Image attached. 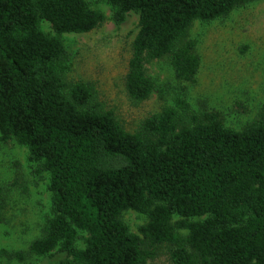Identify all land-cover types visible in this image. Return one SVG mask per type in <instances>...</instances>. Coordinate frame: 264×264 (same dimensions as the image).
I'll list each match as a JSON object with an SVG mask.
<instances>
[{
	"label": "trees",
	"instance_id": "16d2710c",
	"mask_svg": "<svg viewBox=\"0 0 264 264\" xmlns=\"http://www.w3.org/2000/svg\"><path fill=\"white\" fill-rule=\"evenodd\" d=\"M104 1L118 24L129 11L139 16L128 97L151 95L144 66L155 59L167 58L178 82L174 103L136 132L94 103L87 83L64 78L70 65L60 35L93 30L101 11L86 0H0V141L27 147L51 193L50 216L27 252L57 249V264H145L153 249L143 241L171 245L174 264H264V107L234 130L216 111H193L185 95L200 63L192 23L251 0ZM126 209L147 215L142 239L120 219ZM79 231L87 234L82 248Z\"/></svg>",
	"mask_w": 264,
	"mask_h": 264
},
{
	"label": "rangeland",
	"instance_id": "374dc122",
	"mask_svg": "<svg viewBox=\"0 0 264 264\" xmlns=\"http://www.w3.org/2000/svg\"><path fill=\"white\" fill-rule=\"evenodd\" d=\"M86 1L105 19L89 32L60 35L70 65L64 78L68 83H87L92 88V101L110 110L126 131L136 132L146 117L174 103L178 82L167 58L152 60L144 66L154 83L151 95L142 101L130 99L125 75L138 31V13L129 11L118 24L109 3ZM40 27L55 34L45 20L40 21ZM188 38L195 41L200 60L194 82L185 84L188 104L195 112L216 111L224 126L241 130L264 107V0L235 6L210 21L195 20ZM48 183V173L39 163L29 161L26 146L14 140L0 141V264H57L62 257L57 249L46 256L27 252L50 216ZM119 217L142 239L139 227L147 222L146 214L126 209ZM178 219L173 215L172 223ZM178 232L187 234L181 229ZM78 234L76 245L82 248L87 234ZM141 246L153 249L145 264H174L171 245L149 247L142 241ZM18 252L24 254L23 260L14 256Z\"/></svg>",
	"mask_w": 264,
	"mask_h": 264
}]
</instances>
